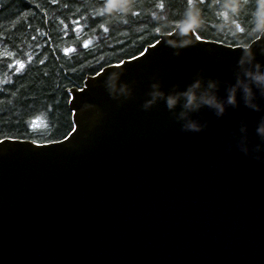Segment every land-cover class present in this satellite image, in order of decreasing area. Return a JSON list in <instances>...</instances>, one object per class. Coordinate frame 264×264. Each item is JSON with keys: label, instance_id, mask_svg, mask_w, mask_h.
Here are the masks:
<instances>
[{"label": "water", "instance_id": "obj_1", "mask_svg": "<svg viewBox=\"0 0 264 264\" xmlns=\"http://www.w3.org/2000/svg\"><path fill=\"white\" fill-rule=\"evenodd\" d=\"M250 46L177 28L68 90L70 136L3 140L0 264H264V35Z\"/></svg>", "mask_w": 264, "mask_h": 264}, {"label": "trees", "instance_id": "obj_2", "mask_svg": "<svg viewBox=\"0 0 264 264\" xmlns=\"http://www.w3.org/2000/svg\"><path fill=\"white\" fill-rule=\"evenodd\" d=\"M132 3L128 13L102 8ZM225 3H240L237 11ZM258 0H0V141H61L75 128L71 93L143 54L190 13L202 40L251 45ZM87 44V47H85ZM21 64L23 67H21ZM41 119V120H40ZM35 122L42 126H31ZM39 122V124H38Z\"/></svg>", "mask_w": 264, "mask_h": 264}, {"label": "clouds", "instance_id": "obj_3", "mask_svg": "<svg viewBox=\"0 0 264 264\" xmlns=\"http://www.w3.org/2000/svg\"><path fill=\"white\" fill-rule=\"evenodd\" d=\"M245 6L243 4L240 3H225L224 4V8L231 11L232 9H236L237 11H239L240 9L244 8ZM133 8V4L132 3H125L122 4L120 6H116L113 3H107L103 8V12L104 13H108L109 10H113V11H119L121 13H128L131 9ZM255 16V28L252 30V33H259L260 35H264V0H258V4L254 13ZM199 16L196 13H190L186 19L181 22L178 25V29L180 31V33L182 35H187L188 33L196 30L199 27ZM185 43H188V41H185ZM244 49L245 55L251 57V46L248 43H243L241 46ZM252 78L257 82V83H264V73H252ZM199 85L197 84L196 87H198ZM247 93H250L249 89L245 90ZM186 95L188 96V103L189 105L193 104L196 97L193 93L189 92L186 93ZM205 103L209 104V105H214L217 109H219L220 111H223V107L222 105H220L219 103H217L215 101L214 97H208L204 100ZM229 102H234V96L230 97V101ZM176 103V99L174 97H170L168 99V104L169 107L173 106ZM190 130H196L197 126L193 123V124H189L187 126Z\"/></svg>", "mask_w": 264, "mask_h": 264}, {"label": "snow or ice", "instance_id": "obj_4", "mask_svg": "<svg viewBox=\"0 0 264 264\" xmlns=\"http://www.w3.org/2000/svg\"><path fill=\"white\" fill-rule=\"evenodd\" d=\"M85 47H87V44H85ZM21 67H23V65L21 64ZM33 127V129H35V122H33V124L31 125ZM3 141H0V143H2ZM34 143V142H33Z\"/></svg>", "mask_w": 264, "mask_h": 264}]
</instances>
